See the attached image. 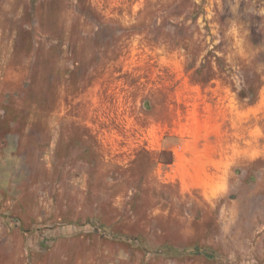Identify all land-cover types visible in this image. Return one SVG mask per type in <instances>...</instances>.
I'll use <instances>...</instances> for the list:
<instances>
[{
  "label": "rangeland",
  "instance_id": "1",
  "mask_svg": "<svg viewBox=\"0 0 264 264\" xmlns=\"http://www.w3.org/2000/svg\"><path fill=\"white\" fill-rule=\"evenodd\" d=\"M0 264H264V0H0Z\"/></svg>",
  "mask_w": 264,
  "mask_h": 264
},
{
  "label": "crops",
  "instance_id": "2",
  "mask_svg": "<svg viewBox=\"0 0 264 264\" xmlns=\"http://www.w3.org/2000/svg\"><path fill=\"white\" fill-rule=\"evenodd\" d=\"M196 161V155L187 151L185 141H182L173 150V159L168 165L169 174L174 177L176 183L183 187V182L186 181L185 177L187 175L194 176L197 174ZM216 165H218L217 161ZM207 171L211 176H219L220 174L217 168H208ZM194 187V185L190 186V188Z\"/></svg>",
  "mask_w": 264,
  "mask_h": 264
}]
</instances>
